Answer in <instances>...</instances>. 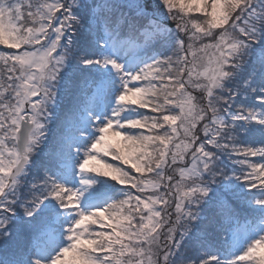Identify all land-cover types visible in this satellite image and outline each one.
I'll use <instances>...</instances> for the list:
<instances>
[{
    "label": "snow or ice",
    "instance_id": "6c2138e0",
    "mask_svg": "<svg viewBox=\"0 0 264 264\" xmlns=\"http://www.w3.org/2000/svg\"><path fill=\"white\" fill-rule=\"evenodd\" d=\"M0 46V264H264V0H0Z\"/></svg>",
    "mask_w": 264,
    "mask_h": 264
},
{
    "label": "rangeland",
    "instance_id": "374dc122",
    "mask_svg": "<svg viewBox=\"0 0 264 264\" xmlns=\"http://www.w3.org/2000/svg\"><path fill=\"white\" fill-rule=\"evenodd\" d=\"M3 46H0V48H2ZM111 162V161H110Z\"/></svg>",
    "mask_w": 264,
    "mask_h": 264
},
{
    "label": "trees",
    "instance_id": "16d2710c",
    "mask_svg": "<svg viewBox=\"0 0 264 264\" xmlns=\"http://www.w3.org/2000/svg\"><path fill=\"white\" fill-rule=\"evenodd\" d=\"M253 159H255V158H253Z\"/></svg>",
    "mask_w": 264,
    "mask_h": 264
}]
</instances>
